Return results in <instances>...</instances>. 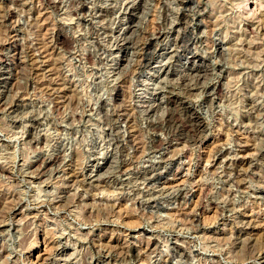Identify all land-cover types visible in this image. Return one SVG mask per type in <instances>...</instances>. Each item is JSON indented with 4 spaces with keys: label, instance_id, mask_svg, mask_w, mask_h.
<instances>
[{
    "label": "rangeland",
    "instance_id": "obj_1",
    "mask_svg": "<svg viewBox=\"0 0 264 264\" xmlns=\"http://www.w3.org/2000/svg\"><path fill=\"white\" fill-rule=\"evenodd\" d=\"M248 2L0 0V264H264V0ZM184 105L195 141L168 135Z\"/></svg>",
    "mask_w": 264,
    "mask_h": 264
},
{
    "label": "bare ground",
    "instance_id": "obj_2",
    "mask_svg": "<svg viewBox=\"0 0 264 264\" xmlns=\"http://www.w3.org/2000/svg\"><path fill=\"white\" fill-rule=\"evenodd\" d=\"M246 2H248L249 0H245ZM249 6V2L247 4ZM11 16H13V12H11ZM32 23V22H31ZM34 27H36V32L38 33V35H40V37L42 36L41 35V25L39 24V20L36 18L34 20V23H33ZM160 27H156L155 28V32L156 34H159L160 33ZM148 31V30H147ZM147 31H141V35L139 36L140 39H147L148 37V34H147ZM149 33V32H148ZM152 34V33H150ZM46 38V37H45ZM58 40V41H57ZM56 42L58 45H60L61 47H64V48H69L71 46V43H70V40L69 38L64 34V35H60L59 34V37L57 38ZM139 40V39H138ZM128 41L130 42H134L135 40L133 39H128ZM137 41V40H136ZM39 49V52L41 53V55L44 53H47L49 51V46L47 45V43H45V41L43 39H40L39 41L37 40V43H36ZM19 47V46H18ZM143 49V48H142ZM54 51V50H53ZM146 51L147 49L144 51V55L143 57H146ZM22 48L18 49L17 53H16V65H19L21 64V60H23V55H22ZM51 53V52H50ZM40 55V57H41ZM31 57V55H30ZM89 61L92 60V56H89ZM41 58H38V56H36L35 58H32V68L31 70L33 71L35 77L38 79L37 80V85L39 86V88H42L47 94L51 95V96H54L55 99H59L57 98L56 96H58L59 92H62V88H65L66 89V86L65 87H58L56 86V83H55V78H52V76L55 74H57L56 72H54V70L56 68H52L50 69L49 73L51 74H48V73H41V64L42 62L44 61H40ZM31 61V60H30ZM23 62V61H22ZM57 71V69H56ZM47 72V71H46ZM58 81V79H57ZM66 85V83H65ZM50 96V97H51ZM65 96V95H64ZM63 96V97H64ZM118 100L121 99V97L119 98V95L118 97H116ZM123 99V98H122ZM125 99V98H124ZM70 100V99H69ZM67 101V99L64 101V103ZM123 101H120V103H115V112L116 113H119V116L122 117V119H124L128 124L129 126L131 127V132L133 133L132 136H131V140L135 143V144H139V137L136 136V131H135V125H133V120H134V116H132L130 114V112L127 111V107H125V105H123L122 103ZM172 103H176V101L174 100H171ZM64 103H59L56 105V108L58 109L60 104H64ZM69 104H73L75 102H73L72 100H70V102H68ZM180 105L181 103H177V105ZM176 105V106H177ZM175 106V108H176ZM174 108V109H175ZM178 109V108H177ZM177 109L173 110L167 120H166V124L167 126H170V128L168 129V135L170 138H174V139H181L183 141H195L197 140L201 133L203 132V129L201 127V124L199 122V119L198 117L195 115V113L192 112V110H190L188 107H186L185 105L183 106V110L186 112V114L188 115L187 118H181L178 116V118H175L173 117V113L174 111H176ZM133 114V113H132ZM178 119V120H177ZM180 120V121H179ZM179 123V124H178ZM182 123V124H181ZM154 128H163L164 125L162 124H154L152 125ZM190 134V135H189ZM203 135V133H202ZM189 137V138H188ZM141 142V141H140ZM133 143V144H134ZM162 143V140H157V145L158 144H161ZM135 146V145H134ZM137 146V145H136ZM4 169V168H3Z\"/></svg>",
    "mask_w": 264,
    "mask_h": 264
}]
</instances>
